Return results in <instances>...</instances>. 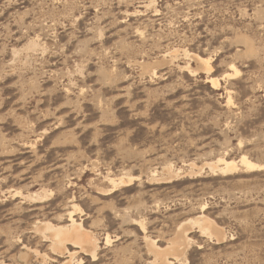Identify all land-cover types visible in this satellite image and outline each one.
I'll list each match as a JSON object with an SVG mask.
<instances>
[{"label":"rangeland","instance_id":"374dc122","mask_svg":"<svg viewBox=\"0 0 264 264\" xmlns=\"http://www.w3.org/2000/svg\"><path fill=\"white\" fill-rule=\"evenodd\" d=\"M179 252L264 264V0H0V264Z\"/></svg>","mask_w":264,"mask_h":264},{"label":"bare ground","instance_id":"6f19581e","mask_svg":"<svg viewBox=\"0 0 264 264\" xmlns=\"http://www.w3.org/2000/svg\"><path fill=\"white\" fill-rule=\"evenodd\" d=\"M197 60L201 61L198 58H197ZM213 83L215 86L216 82H213ZM241 163L248 170H256L260 167L258 164L251 162L247 158H243ZM224 165H225V167H223V168H225V169L223 171H232V170L237 168V165L234 164L233 162H228V163L224 162ZM211 168H212V166H211ZM216 169H218V167H216ZM119 183H117V184H119ZM70 213H72V212H70ZM69 222H70V225L67 227L57 228L55 226H49L47 229L48 231H50L52 233L51 238L53 240H55V248L57 249V251H59V253H63L62 251H64V250L66 251L65 245L67 242H70L71 245H73L75 247L81 246L83 250H85L86 252L92 253L93 257H95L97 245H95V242H93L92 238H88V240H87V239H84V237H82L85 234V229L82 226V224L80 222L78 224H76L75 219L72 217V215L70 216ZM212 227L215 228L214 226H212ZM213 228H211V229L213 230ZM214 231L217 232L216 230H214ZM107 243H109L108 239H107ZM71 254L74 255V253H69V255H71ZM173 257L176 260V262L170 261L167 256L161 257L162 264H187L186 263V261H187L186 255L184 253H180V252L176 253L173 255Z\"/></svg>","mask_w":264,"mask_h":264}]
</instances>
